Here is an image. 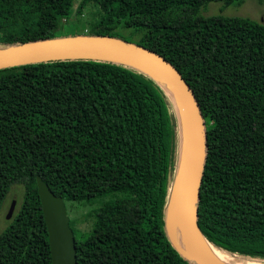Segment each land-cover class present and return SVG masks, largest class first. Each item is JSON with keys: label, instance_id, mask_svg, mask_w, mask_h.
Segmentation results:
<instances>
[{"label": "trees", "instance_id": "1", "mask_svg": "<svg viewBox=\"0 0 264 264\" xmlns=\"http://www.w3.org/2000/svg\"><path fill=\"white\" fill-rule=\"evenodd\" d=\"M93 1L102 14L84 35L155 52L194 93L206 132L201 233L264 261V24L201 15L211 2L222 11L244 0ZM72 6L0 0V49L54 38ZM178 145L171 101L135 68L77 59L0 69V209L23 186L0 232V264H51L36 176L65 206L96 205L86 231L69 219L77 264H191L165 230Z\"/></svg>", "mask_w": 264, "mask_h": 264}, {"label": "water", "instance_id": "2", "mask_svg": "<svg viewBox=\"0 0 264 264\" xmlns=\"http://www.w3.org/2000/svg\"><path fill=\"white\" fill-rule=\"evenodd\" d=\"M77 59L109 61L130 66L146 74L166 93L174 107L178 124V159L173 183L177 177L182 149L184 154L177 199L180 241L173 237L166 216L165 230L171 246L191 264H218L207 250L205 243H211L203 236L197 223L199 190L206 158L205 122L193 91L175 67L149 49L108 36L51 38L0 49V69ZM147 70L162 78L175 101ZM36 187L48 235L51 264H77L74 235L69 226L63 198L54 195L40 176H36ZM14 207L15 201H12L7 219L11 218Z\"/></svg>", "mask_w": 264, "mask_h": 264}, {"label": "rangeland", "instance_id": "3", "mask_svg": "<svg viewBox=\"0 0 264 264\" xmlns=\"http://www.w3.org/2000/svg\"><path fill=\"white\" fill-rule=\"evenodd\" d=\"M83 0H73L72 11L63 22L61 27L55 31L54 38L70 37L76 35H84V31L89 28L101 14V9L94 3L93 0L85 2L81 8V14H76L79 5ZM222 4L220 2H211L201 10L202 16H214L222 14L227 17H243L258 21L264 24V3H258L255 0H244L239 6L231 5L221 11ZM221 11V12H220ZM23 186L16 185L6 195L0 209V232L5 228L10 219L6 218L10 204L15 201L16 208L22 199ZM96 205H82L75 203H67L66 211L68 218L75 222V228L84 232L91 227L92 218L89 217L90 211Z\"/></svg>", "mask_w": 264, "mask_h": 264}, {"label": "bare ground", "instance_id": "4", "mask_svg": "<svg viewBox=\"0 0 264 264\" xmlns=\"http://www.w3.org/2000/svg\"><path fill=\"white\" fill-rule=\"evenodd\" d=\"M148 73H150L154 78H156L159 83L166 89L170 97L174 100V96L170 90V88L165 84V82L162 80V78L155 72L151 70H147ZM183 165H184V154L183 149L182 153L180 155V161L178 166V172L177 177L175 179V182L171 186L170 191V200L166 211V221L167 225L173 235V237L180 241V227H179V221H178V208H177V199L179 194V189L181 186V180L180 176L183 172ZM207 250L211 254V256L215 259V261L218 264H264V261H255L251 259H245L240 258L234 255H229L222 250H219L212 246L211 244L205 243Z\"/></svg>", "mask_w": 264, "mask_h": 264}]
</instances>
